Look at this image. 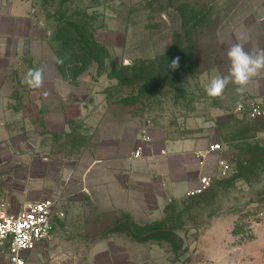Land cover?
I'll use <instances>...</instances> for the list:
<instances>
[{"label":"rangeland","instance_id":"rangeland-1","mask_svg":"<svg viewBox=\"0 0 264 264\" xmlns=\"http://www.w3.org/2000/svg\"><path fill=\"white\" fill-rule=\"evenodd\" d=\"M209 1L5 0L46 35L47 57L85 102L65 135L47 137L68 170L55 200L68 219L32 264H264V122L209 108L191 95L203 77L178 73L189 67L179 42L195 33L185 6ZM107 39L125 42L112 49ZM145 133L166 147L219 142L231 172L202 195L171 197L158 160L129 158Z\"/></svg>","mask_w":264,"mask_h":264},{"label":"crops","instance_id":"crops-1","mask_svg":"<svg viewBox=\"0 0 264 264\" xmlns=\"http://www.w3.org/2000/svg\"><path fill=\"white\" fill-rule=\"evenodd\" d=\"M183 9L173 8V15L183 13ZM185 9L191 13L187 23L195 33L179 42L187 45L189 67L178 73L191 78L203 77L201 89L191 87V95L199 93L198 101H206L209 108L212 102H220V110L229 106L234 109L245 99L257 100L264 107V72L253 78L242 98L231 84L220 98H211L204 90V84L213 74L227 75L230 63L225 57V48L229 44L239 41L246 49L264 48V0H210L202 8L188 5ZM124 42L123 39L118 44L107 39L104 44L115 49ZM34 68L43 69L40 88H31L24 82L27 72ZM65 83L57 60L47 57L46 35L29 15L15 13L5 0H0V201L6 202L11 213L43 199L56 200L64 194L68 170L64 171L61 161L56 164L53 159L56 153L46 141L51 135H65L70 121L77 120L70 110L84 108L85 104L74 93L78 87ZM216 143L219 142L192 150L183 143L166 147L154 140L143 142L141 139L137 147L143 148L140 159L158 160L164 166L159 170L164 189L171 197L180 199L198 186L201 176L212 173L216 156L202 168L195 152ZM136 148L129 153L132 160ZM97 155L95 165H100L103 163L100 157L105 154L99 150ZM221 155L225 157L224 149ZM83 186L88 188L87 182ZM60 210L64 218L58 221L52 238L68 219L67 213ZM227 259L225 264L243 263L241 257Z\"/></svg>","mask_w":264,"mask_h":264},{"label":"built area","instance_id":"built-area-1","mask_svg":"<svg viewBox=\"0 0 264 264\" xmlns=\"http://www.w3.org/2000/svg\"><path fill=\"white\" fill-rule=\"evenodd\" d=\"M237 115L254 121L264 122V107L257 100L245 99L233 109ZM143 142H150L151 137L145 133ZM223 146L219 143L208 149L198 150L195 156L198 165L204 168L212 156H216L215 167L211 174L201 176L196 188L187 193L195 197L206 193L216 179L226 178L231 172L229 161L221 155ZM143 148H136L133 157L140 159ZM64 218L54 199H43L28 204L18 213L8 211L6 202L0 201V264H32L31 255L54 235L58 221ZM264 221V213L260 214ZM261 220L256 224L260 225Z\"/></svg>","mask_w":264,"mask_h":264},{"label":"clouds","instance_id":"clouds-1","mask_svg":"<svg viewBox=\"0 0 264 264\" xmlns=\"http://www.w3.org/2000/svg\"><path fill=\"white\" fill-rule=\"evenodd\" d=\"M225 57L230 63L227 75L213 74L204 84L205 93L211 98H220L231 84L242 98L253 78L264 72V48L246 49L244 43L237 41L225 48ZM171 67H178V59L172 62ZM24 82L31 88L42 87L43 69H30Z\"/></svg>","mask_w":264,"mask_h":264},{"label":"trees","instance_id":"trees-1","mask_svg":"<svg viewBox=\"0 0 264 264\" xmlns=\"http://www.w3.org/2000/svg\"><path fill=\"white\" fill-rule=\"evenodd\" d=\"M78 29V28H77ZM79 30V29H78ZM78 33H79V31H78ZM98 44V42L96 43V42H92V46H94V45H97ZM62 71V70H61Z\"/></svg>","mask_w":264,"mask_h":264}]
</instances>
